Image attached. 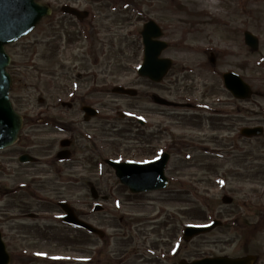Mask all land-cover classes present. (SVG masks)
<instances>
[{
	"label": "rangeland",
	"instance_id": "obj_1",
	"mask_svg": "<svg viewBox=\"0 0 264 264\" xmlns=\"http://www.w3.org/2000/svg\"><path fill=\"white\" fill-rule=\"evenodd\" d=\"M40 1L56 11L52 20L63 19L57 11L67 0ZM128 1L96 5L80 0V6L93 10L97 19V33L91 30L90 38L83 41L92 74L84 89L92 104L125 112L139 104L111 94V87L129 85L139 91L141 105L154 110L155 141L151 145L141 130L138 136L145 138L135 140V129L125 131L133 127L131 122L116 119L117 129L107 124V151L110 155L123 153L129 160H146L169 151L166 145L170 142L181 143L170 152L166 173L170 185L163 191L137 195L120 183L110 167L104 169L100 180L91 165L90 173L79 167L73 181L62 182L51 175L47 161L26 169L10 164L4 176L0 173V223L11 264H179L214 255L256 254L260 256L258 264H264V133L251 139L240 134L246 126L264 128V0ZM117 7L126 12L110 11ZM148 18L164 28L169 47L163 57L174 62L161 84L139 78L136 71L143 59L138 34ZM58 24L67 25L68 21ZM247 30L260 38L259 51L252 52L245 44ZM55 33L56 24L47 18L27 39L9 48L14 62L10 72L21 81L13 89L12 100L19 113L29 115L25 132L42 146L57 139L39 127L37 118L56 112L57 97L69 100L65 86L70 82L55 77V63H65L70 52L52 56L51 36ZM211 52L216 56L215 65L210 62ZM230 71L250 84L255 94L252 98L236 99L226 89L222 75ZM107 89L109 92H103ZM146 92L175 102L187 99L196 108L152 105ZM40 98L46 101L40 102ZM100 126L105 129L104 122ZM9 152L15 154L16 147L4 153ZM6 160L11 158L4 157ZM21 181L30 183L39 196L25 191L18 204V195L15 199L4 195ZM92 187L99 200L92 197ZM224 197L232 202L225 204ZM59 200L68 201L78 213H89L86 221L105 232V237L65 230L68 227L56 220L61 211L56 204ZM97 203L104 211H94ZM16 205L18 209H13ZM84 206L87 208L81 209ZM30 209L41 211L38 220L18 214ZM215 220L223 224L210 233L183 240L186 225Z\"/></svg>",
	"mask_w": 264,
	"mask_h": 264
},
{
	"label": "flooded vegetation",
	"instance_id": "obj_2",
	"mask_svg": "<svg viewBox=\"0 0 264 264\" xmlns=\"http://www.w3.org/2000/svg\"><path fill=\"white\" fill-rule=\"evenodd\" d=\"M92 3L96 5L102 4V2ZM64 5H71L80 10H88L87 8L84 9L80 6V0H67L64 4L59 6V10L57 12H61L63 14ZM84 7H86V5ZM88 11L90 12L91 10ZM54 12L56 13V11L53 9V14ZM63 16L65 17L64 19L57 18L51 21L52 24H56V36H53V53L57 58L60 54H67L68 52H70L69 55L67 54L66 56L67 61L65 63L59 61L55 63L56 69L58 70L55 77L57 79H62L65 81L67 80L68 82H70V85H66L67 87L65 86L67 90L66 97H69V100L64 101L62 98L57 97L58 106L55 108L56 112H53V114H49L48 112L46 117L37 118V124H39V127H41L47 134H50L51 136L55 137L57 140H50L51 144L45 146H42V144H37V142L35 143L33 137H30V134H27L25 132L27 128V122L29 121V115H22L23 126L19 134V139L18 142L12 147H16L15 154H11L9 152V155H7L4 153L9 149L0 151V173H2L3 176L6 174V169L9 170L8 166L10 164H17V167L19 169H26L34 168L35 165H45V161H47L46 166L51 168L53 172V174H51L52 176H55L62 182H69L74 180V170L76 168L84 166V170L86 169L85 171L90 173L91 165H106L107 158L105 156V147L106 141L108 139L106 136L107 124L109 123L110 125H113L112 127L114 130L117 129L118 125L115 120L109 118V115L107 113L103 114L101 110H106L108 108L109 110H113L111 113L113 114L115 111L120 110V108H111L108 105H105V107L102 106L100 108L99 106L94 105L89 101V95L85 91L84 86L90 81V77L92 76L90 71L91 64L87 61L85 45L83 43L85 34L89 29V24L86 23L87 20L80 22L74 16L65 14H63ZM65 20L68 21L67 25L58 24V22H63ZM63 36H67L69 38L66 39ZM22 40H19L12 45L6 46V51L9 52V48L11 46L17 45ZM13 65L14 62L12 60V62L7 68L12 78L11 94L16 85L19 86L21 84V81H16L15 74L10 72V69L13 67ZM103 92H109V89L103 90ZM153 94L154 93H151V95H149V92H146L145 97L151 99ZM141 99L142 98L140 95L134 97L135 102H137L139 105L135 104L133 106L134 112L130 111L129 114L119 112V121H130L133 127L127 128L125 131L128 132L129 130L128 133H130L133 129H135L136 133L134 135V139L138 141L143 140L145 138V135H147L150 139L149 143L152 145L155 141L156 128L154 120V110L153 108L142 106V102H139ZM45 101V99L40 98V102L44 103ZM180 103L183 106L179 107H186L187 109L196 108L194 105L191 104V102L187 101V99L183 100ZM87 108H93L98 113L95 114L92 111L86 112L85 110ZM144 108L147 109V112L145 113L142 112V109ZM63 109H66L67 111L64 112ZM139 116H144L147 119V122L144 121L143 123H140L138 120ZM34 120L36 121L35 118ZM101 122H104L105 129L100 126ZM96 123L99 125L98 129L95 128ZM139 130L144 131L145 135L142 137L138 136ZM117 138L118 137H116V139ZM178 145H181V143L173 141L170 142L169 145H166V149L169 150L168 152H171L172 150L176 149ZM2 153L4 154L1 155ZM50 156H54L53 161L49 160ZM4 157H9L11 158V160L3 161ZM20 158H24V160L27 162H21ZM92 160H94L95 163H91ZM135 160L146 162L151 159L147 158L146 160ZM18 173L19 171L13 177L15 178L14 182L16 181V176ZM95 178L97 180L100 179L99 176H95ZM2 185L3 184H0V187H2ZM28 190L31 191V194L35 197L39 196L36 190L33 189L32 185L30 183L27 184L24 181L17 182L11 189L5 192L4 195L7 194L8 196H11L13 198L18 195V197L16 198L18 200L15 201V203L19 204V202H21L22 200L21 195ZM62 203L70 205L73 210L75 209L72 204H70L66 200H59L56 202L59 208L61 207ZM18 207L19 205H16V207H14L13 209H18ZM85 208H87V206H84L81 209ZM31 211L32 210L30 209L27 210V212L25 213L18 212V214H21L24 217H26V215L32 217L36 214L40 216L41 214V211L38 209L34 213H31ZM76 213L83 220H86L89 215V213L85 212ZM41 219L44 218L42 217ZM22 220L23 219H20V221ZM0 229L2 230V233L5 238L3 223H0ZM65 230H70V228H67Z\"/></svg>",
	"mask_w": 264,
	"mask_h": 264
},
{
	"label": "water",
	"instance_id": "obj_3",
	"mask_svg": "<svg viewBox=\"0 0 264 264\" xmlns=\"http://www.w3.org/2000/svg\"><path fill=\"white\" fill-rule=\"evenodd\" d=\"M72 14L82 16V14L69 10ZM51 14L50 7L35 2V0H0V150L12 146L17 140L22 128V117L17 114L10 102L9 92L11 87V77L7 73L11 59L5 52V45L13 43L18 39L30 33L36 25L44 18ZM142 36L145 44L144 64L139 70L141 76L148 77L154 82H161L172 67V60L161 58L162 52L167 48V43L159 41L162 36L161 29L154 23L150 22L145 25ZM246 43L257 51L259 40L251 33H246ZM213 62H214V58ZM226 88L238 99H248L252 96L250 87L236 74L229 73L224 75ZM116 93L135 95L132 90L116 88ZM154 100L158 104L170 105L168 101L155 96ZM89 112V108L85 110ZM262 129H245L243 135L247 137L259 136ZM24 159V158H22ZM169 160V155L164 154L159 160L147 165L137 164H115L116 174L122 184L130 187L134 193L161 190L168 185V179L165 176V169ZM97 195L94 193V197ZM223 202L230 204L231 199L224 197ZM67 222L74 223L78 227L85 228L95 234L103 236V233L91 225L80 222L75 218L72 210L66 205ZM96 210H102L97 206ZM221 223L215 221L211 226H189L186 228L184 238L186 241L192 240L198 235L212 231L220 226ZM257 257L249 256L245 258L231 259L227 257L210 258L196 261L191 264H254ZM11 257L7 251L6 245L2 240L0 232V264H10ZM181 264H188L182 262Z\"/></svg>",
	"mask_w": 264,
	"mask_h": 264
}]
</instances>
